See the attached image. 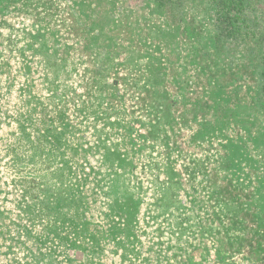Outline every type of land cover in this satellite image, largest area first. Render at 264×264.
Listing matches in <instances>:
<instances>
[{"label":"rangeland","instance_id":"rangeland-1","mask_svg":"<svg viewBox=\"0 0 264 264\" xmlns=\"http://www.w3.org/2000/svg\"><path fill=\"white\" fill-rule=\"evenodd\" d=\"M232 2L0 0V264H264V0Z\"/></svg>","mask_w":264,"mask_h":264},{"label":"trees","instance_id":"trees-1","mask_svg":"<svg viewBox=\"0 0 264 264\" xmlns=\"http://www.w3.org/2000/svg\"><path fill=\"white\" fill-rule=\"evenodd\" d=\"M225 1H233L232 4H234L235 6H237V8L238 7H241V8L243 7L242 0H239V2H236L234 0H225ZM229 3H231V2H229ZM222 6H224V4H222ZM235 19L238 20V16H236ZM263 78H264V73H263Z\"/></svg>","mask_w":264,"mask_h":264}]
</instances>
